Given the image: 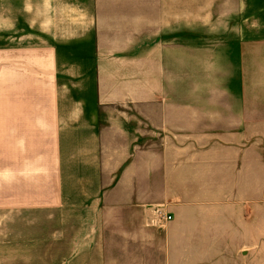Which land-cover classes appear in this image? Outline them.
I'll return each mask as SVG.
<instances>
[{"label": "crops", "instance_id": "0c3cea01", "mask_svg": "<svg viewBox=\"0 0 264 264\" xmlns=\"http://www.w3.org/2000/svg\"><path fill=\"white\" fill-rule=\"evenodd\" d=\"M253 13L0 0V264H264Z\"/></svg>", "mask_w": 264, "mask_h": 264}, {"label": "rangeland", "instance_id": "374dc122", "mask_svg": "<svg viewBox=\"0 0 264 264\" xmlns=\"http://www.w3.org/2000/svg\"><path fill=\"white\" fill-rule=\"evenodd\" d=\"M254 9V8H252ZM236 19L231 18L230 21H232L231 26L237 28L238 27V22L240 21L239 17H235ZM250 18L252 19V22L256 25L259 26H264V18H263V14L261 13H253ZM223 34V38H234L235 33L234 32H227L222 33ZM239 34V32L237 33ZM252 34H254L255 37H264V30H253ZM208 36H212L210 34H207L206 37ZM238 37H240V35H238ZM254 48H260V47H254Z\"/></svg>", "mask_w": 264, "mask_h": 264}, {"label": "built area", "instance_id": "2783aa9c", "mask_svg": "<svg viewBox=\"0 0 264 264\" xmlns=\"http://www.w3.org/2000/svg\"><path fill=\"white\" fill-rule=\"evenodd\" d=\"M168 219H170V220H171V219H172V217H171V216H169V217H168Z\"/></svg>", "mask_w": 264, "mask_h": 264}]
</instances>
